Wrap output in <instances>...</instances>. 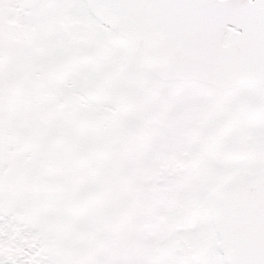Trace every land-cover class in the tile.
Returning a JSON list of instances; mask_svg holds the SVG:
<instances>
[{
	"label": "snow or ice",
	"instance_id": "6c2138e0",
	"mask_svg": "<svg viewBox=\"0 0 264 264\" xmlns=\"http://www.w3.org/2000/svg\"><path fill=\"white\" fill-rule=\"evenodd\" d=\"M0 264H264V0H0Z\"/></svg>",
	"mask_w": 264,
	"mask_h": 264
}]
</instances>
